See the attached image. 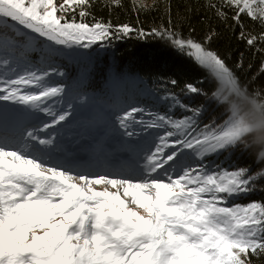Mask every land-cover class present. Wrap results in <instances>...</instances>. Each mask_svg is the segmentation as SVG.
Instances as JSON below:
<instances>
[{
  "label": "snow or ice",
  "instance_id": "1",
  "mask_svg": "<svg viewBox=\"0 0 264 264\" xmlns=\"http://www.w3.org/2000/svg\"><path fill=\"white\" fill-rule=\"evenodd\" d=\"M209 7L224 19L223 9L232 10L248 46L264 43V31L246 33L241 21L246 15L264 29V0H218ZM89 8L90 0H0V102L50 118L30 125L10 120L8 109H0V264H253L250 256L264 255V202L227 206V201L252 191L264 171L210 170L202 163L207 154L243 143L248 128L234 121L238 109L229 96L246 99L249 92L241 91L225 61L204 44L168 29L145 32L95 18L86 22ZM133 31L167 37L180 50L188 49L219 81L213 97L227 103L228 118L197 131L202 110L173 93L164 99L191 115L177 119L129 105L115 117L124 136L139 135L137 126L148 137L150 129L163 134L143 138L127 167L103 172L73 167L59 159L56 131L68 122L72 105L57 110L66 89L48 83L63 73L51 66L34 68L25 60L26 50L37 38L53 51L89 49ZM186 91L201 92L192 83ZM250 95L264 99L259 91ZM252 143H244L243 151Z\"/></svg>",
  "mask_w": 264,
  "mask_h": 264
},
{
  "label": "trees",
  "instance_id": "2",
  "mask_svg": "<svg viewBox=\"0 0 264 264\" xmlns=\"http://www.w3.org/2000/svg\"><path fill=\"white\" fill-rule=\"evenodd\" d=\"M215 3H218V0H120L119 6H116L111 0H90V14L86 22L95 18L111 23L114 27L128 24L133 29H142L145 32H151L153 28L173 31L179 38L192 39L217 52L233 72L241 88L249 94L254 90L264 94V71L261 70L264 65V43L258 42L255 46H248L239 35L241 27L232 19L233 11L225 7L223 11L227 13L228 18L224 19L216 14L214 8L209 7V4ZM141 4L144 7H140ZM78 12L79 9V20ZM241 21L246 33L259 34L264 31L259 22L246 15L241 17ZM209 35L212 36L210 41L206 40ZM100 46L103 51L98 53L99 56H94L93 60L82 61L75 55L64 56L57 46L54 52L57 54L51 58L50 55L46 56L49 59L45 62L47 64L40 63L39 67L51 66L67 74L68 78L75 72L73 78L84 79L85 74L90 72L87 86L84 88L93 92L107 91V87H112L115 80L121 79L125 73H135L145 78L149 86L158 93H173L190 108H200L202 111L194 126L197 130L202 129L203 123H208L210 128L217 127L228 117L227 103L223 102L222 97H213V93L220 89L219 81L210 70L189 55L188 49L180 50L167 37L139 36L133 31L122 39L107 41L103 45L99 44ZM31 47L26 50L25 59H37L41 51L46 53L49 48L47 41L42 38L34 40ZM59 80L61 83L68 81L61 78ZM171 80H176L177 84L173 86ZM188 83L199 88L200 94L187 92ZM77 86L79 84L75 83L74 87ZM79 89L83 91L82 87ZM107 94L110 96L108 91ZM174 107L172 116L177 119L192 114L183 107ZM230 148L229 152H222L217 160L220 169L230 167L229 170H238L240 167H247L249 174L253 175L264 171V161L257 159L254 146L249 147L246 152L243 151L244 143ZM252 188L248 193L229 199L242 205L264 202V176L259 177ZM250 258L253 264H264V255H252Z\"/></svg>",
  "mask_w": 264,
  "mask_h": 264
},
{
  "label": "rangeland",
  "instance_id": "3",
  "mask_svg": "<svg viewBox=\"0 0 264 264\" xmlns=\"http://www.w3.org/2000/svg\"><path fill=\"white\" fill-rule=\"evenodd\" d=\"M59 47L61 54L64 56L72 57L75 55L77 58H80L81 61L83 59L93 60L94 56H99L98 53L103 51V48L101 46L99 47V43L93 45L89 49H67L61 46ZM32 49L31 47V50ZM34 51H36L35 47ZM46 51V53L41 51L40 55L36 57L37 59L27 58L25 60L34 68H41L38 66L37 62H40V60H42L43 63L48 62L49 59L46 58V56L50 55L51 58V56L57 54L54 53L56 50L53 51L50 48ZM2 71L3 70L0 69V72ZM89 73L90 72H87L85 74L86 77H84V79H80L79 77L73 78L76 74L75 72L71 78H68V75L65 73H63V75L53 74L48 78V83L53 86L59 84L56 80L60 78L69 79L68 84H63L66 89L65 95L61 98L60 103L55 105L57 110L60 108L66 109L68 104L72 105V114L68 122L64 123L62 127L56 130L59 133V144L62 149L60 154L65 153L64 151L75 150V153H72V157L76 159V163H80V161L84 159L97 157L96 166L90 169L91 171H114L121 167H127L135 161L140 143L143 138L148 137V133L143 132L141 128L137 126L135 130L139 135L133 137L124 136L115 120L116 115L120 114L121 109L133 105L145 107L160 114L167 113L172 116L175 110V103L171 99H164V97L168 95L167 93H158L149 86L145 78L135 73H125L121 79L115 80L112 87H107L110 96H107V91H90L88 88H83L87 86ZM70 82L79 84V86L73 87ZM81 87L83 88V93H75V91L80 90L79 88ZM178 98L183 103V100L180 97ZM4 104L5 102H0V109L7 108ZM8 105L14 108L11 111L15 113V116L19 120H23L26 124L31 122L32 119H36L37 122L50 119L46 114L38 110H24V106L21 105H12L10 103ZM207 124L208 123H203L202 129H204ZM149 132L152 133V136L148 137L149 139H154L157 135L163 134V130L150 129ZM230 149L229 147L224 150H218L216 153L207 154L202 163L207 165L209 169L212 167H214L213 169L219 168L217 166V160H219L220 154L222 152L227 153ZM208 159L210 162H207ZM62 161L65 162L64 160ZM229 168L230 167H225L222 169L229 170ZM97 187L99 188L102 186ZM235 204L236 202L228 199L227 206H233Z\"/></svg>",
  "mask_w": 264,
  "mask_h": 264
},
{
  "label": "clouds",
  "instance_id": "4",
  "mask_svg": "<svg viewBox=\"0 0 264 264\" xmlns=\"http://www.w3.org/2000/svg\"><path fill=\"white\" fill-rule=\"evenodd\" d=\"M245 95L246 99H241L236 95L229 96L230 103L236 104L238 109L234 121H239L241 127L248 128V132L242 138L243 143L246 144L251 140L257 157L264 159L260 157V153L264 152V99H256L247 93Z\"/></svg>",
  "mask_w": 264,
  "mask_h": 264
},
{
  "label": "bare ground",
  "instance_id": "5",
  "mask_svg": "<svg viewBox=\"0 0 264 264\" xmlns=\"http://www.w3.org/2000/svg\"><path fill=\"white\" fill-rule=\"evenodd\" d=\"M8 104H9V103L5 102L4 106H6L7 109H8V111L10 112V111L13 110L14 108H13L12 106L8 105ZM25 116H26V115H25ZM25 116H23V117H25ZM88 161H90V159H86V160H84V161L81 162V163H86V162H88Z\"/></svg>",
  "mask_w": 264,
  "mask_h": 264
}]
</instances>
